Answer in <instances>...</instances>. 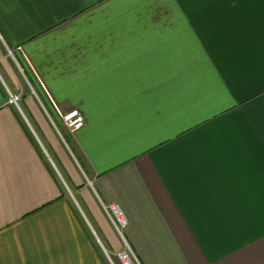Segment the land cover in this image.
I'll return each mask as SVG.
<instances>
[{
  "label": "crops",
  "instance_id": "1",
  "mask_svg": "<svg viewBox=\"0 0 264 264\" xmlns=\"http://www.w3.org/2000/svg\"><path fill=\"white\" fill-rule=\"evenodd\" d=\"M126 243L264 264V0H0V264Z\"/></svg>",
  "mask_w": 264,
  "mask_h": 264
},
{
  "label": "built area",
  "instance_id": "2",
  "mask_svg": "<svg viewBox=\"0 0 264 264\" xmlns=\"http://www.w3.org/2000/svg\"><path fill=\"white\" fill-rule=\"evenodd\" d=\"M21 100V94L10 93L8 103L18 106ZM61 119L64 125L71 131H77L86 123L85 115L79 109H70L66 112H60ZM106 211L111 214L112 221L119 232L125 228L128 223L124 211L117 204H110L105 206ZM122 264H140L136 254L132 248L126 243V247L117 254Z\"/></svg>",
  "mask_w": 264,
  "mask_h": 264
},
{
  "label": "snow or ice",
  "instance_id": "3",
  "mask_svg": "<svg viewBox=\"0 0 264 264\" xmlns=\"http://www.w3.org/2000/svg\"><path fill=\"white\" fill-rule=\"evenodd\" d=\"M203 264H207V260L206 259L204 260Z\"/></svg>",
  "mask_w": 264,
  "mask_h": 264
}]
</instances>
